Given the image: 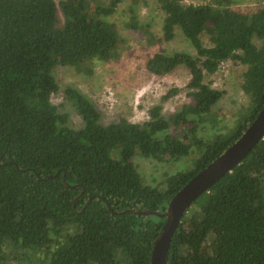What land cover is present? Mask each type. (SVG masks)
<instances>
[{"label": "trees", "instance_id": "16d2710c", "mask_svg": "<svg viewBox=\"0 0 264 264\" xmlns=\"http://www.w3.org/2000/svg\"><path fill=\"white\" fill-rule=\"evenodd\" d=\"M236 1L157 0L162 40L178 29L196 53L159 49L145 68L163 76L184 66L188 102L164 115L174 87L146 120L103 124L94 103L68 84L63 97L82 122L74 128L51 101L59 89L54 68L117 59L120 38L108 16L120 0H0V264H150L165 218L139 212H164L264 105V2ZM129 12L127 25L142 27L134 6ZM226 61L245 66L247 105L231 130L205 142L197 131L223 91L204 78ZM195 151L192 167L166 175L163 187L145 183L133 162ZM165 264H264V137L187 208Z\"/></svg>", "mask_w": 264, "mask_h": 264}, {"label": "rangeland", "instance_id": "374dc122", "mask_svg": "<svg viewBox=\"0 0 264 264\" xmlns=\"http://www.w3.org/2000/svg\"><path fill=\"white\" fill-rule=\"evenodd\" d=\"M59 0H56L58 2ZM208 0H184L186 3L203 4ZM264 0H237L236 5L249 6ZM134 6L136 17L142 27L133 29L127 25L130 17L129 7ZM163 11L157 0H120L116 11L108 16L119 34L118 57L114 60H93L81 68L57 65L54 68L58 91L51 101L59 110L68 114L69 125L82 126L81 118L72 106L65 101L63 90L71 84L84 93L100 112L103 124L127 118L131 122H142L148 118V109L159 103L162 95L177 87L179 92L163 103V113L168 115L189 101L185 85L189 72L178 66L170 73L156 76L145 68L146 60L157 50L167 53L186 51L195 55L194 48L176 29L170 41L162 40ZM148 32L150 34H148ZM205 45H209L207 35H202ZM245 66L232 61L223 62L212 75L204 78L213 88L223 91L220 101L213 107L211 120L201 124L197 136L205 142L212 141L217 134H225L235 125L236 113L247 105V97L240 88ZM197 152L178 159L157 162L151 158L135 156L133 162L145 183L163 187L165 176L178 170L191 168ZM113 158H119V150L112 151Z\"/></svg>", "mask_w": 264, "mask_h": 264}, {"label": "water", "instance_id": "95a60500", "mask_svg": "<svg viewBox=\"0 0 264 264\" xmlns=\"http://www.w3.org/2000/svg\"><path fill=\"white\" fill-rule=\"evenodd\" d=\"M264 137V105L240 136L222 153L193 175L169 200L162 213L142 211L164 217L162 230L154 241L150 264H165L171 238L182 215L192 202L206 192L217 180L230 172ZM63 181L65 179L63 177ZM127 212H135L127 210Z\"/></svg>", "mask_w": 264, "mask_h": 264}]
</instances>
